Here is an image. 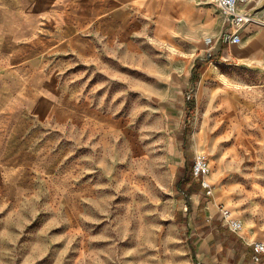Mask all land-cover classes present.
<instances>
[{
  "label": "rangeland",
  "instance_id": "374dc122",
  "mask_svg": "<svg viewBox=\"0 0 264 264\" xmlns=\"http://www.w3.org/2000/svg\"><path fill=\"white\" fill-rule=\"evenodd\" d=\"M113 1L0 0V264H197L175 218L197 156L264 241V59L222 51L264 24L209 58L211 6Z\"/></svg>",
  "mask_w": 264,
  "mask_h": 264
},
{
  "label": "crops",
  "instance_id": "0c3cea01",
  "mask_svg": "<svg viewBox=\"0 0 264 264\" xmlns=\"http://www.w3.org/2000/svg\"><path fill=\"white\" fill-rule=\"evenodd\" d=\"M22 1L25 3L21 12L23 16L33 20L54 17L55 9L52 6H54L57 0ZM112 1L95 0V10L91 11H96V17H103L105 5ZM251 1L254 6L250 5L251 7L245 8L246 10L255 9V11H258L264 9V0ZM209 6L212 9L204 10L201 14L206 19L207 27L214 34H220L218 39L210 36L214 39L213 48L220 39V44L227 46L228 44L229 46L236 45L229 43L225 39V35L231 32L229 22L225 20L216 7ZM213 10L219 12L222 18L218 16L219 18L217 17L216 19ZM244 32L251 33L247 42L248 47L245 50L243 49L244 51L242 49L232 51L230 47H224L222 51L230 56L245 52L244 55L248 58L256 57L264 59V28L255 26L251 28V26H248L244 29ZM240 35L242 37V34ZM183 176L179 175L177 180ZM177 190H179L181 197L175 212L176 222L185 231L184 238L189 242L190 250L192 249L193 251V259L197 264H264V259L261 263H256L253 260V240L242 233L231 231L222 222L217 204L214 203L210 196L206 195L198 179L194 178L185 189L177 188Z\"/></svg>",
  "mask_w": 264,
  "mask_h": 264
},
{
  "label": "built area",
  "instance_id": "2783aa9c",
  "mask_svg": "<svg viewBox=\"0 0 264 264\" xmlns=\"http://www.w3.org/2000/svg\"><path fill=\"white\" fill-rule=\"evenodd\" d=\"M198 3L212 5L216 7L221 15L229 22L231 32L225 35V39L231 44H238L241 42L240 29L241 25L250 22H260L264 24V9L250 12L245 9V5L250 0H194ZM256 12V13H255ZM206 45L210 46L207 50L208 57L212 56V48L214 39L212 37L205 38ZM210 173V166L208 161L203 156H197L192 166V175L195 179L200 181L204 188L206 195L212 194V186L206 179ZM221 218L225 225L233 232L240 233L244 225L241 219L234 217L230 209L221 208ZM254 251L253 260L256 263H261L264 259V241L256 240L252 242Z\"/></svg>",
  "mask_w": 264,
  "mask_h": 264
},
{
  "label": "trees",
  "instance_id": "16d2710c",
  "mask_svg": "<svg viewBox=\"0 0 264 264\" xmlns=\"http://www.w3.org/2000/svg\"><path fill=\"white\" fill-rule=\"evenodd\" d=\"M200 68H201V64H197V69L200 70ZM192 102H193V100L190 101V103H192ZM193 179H194V177L192 175V170H191L190 175L189 174L186 175V173H185V175L183 177H181L177 180L176 186H177V188L185 189L187 187V185H189L192 182Z\"/></svg>",
  "mask_w": 264,
  "mask_h": 264
}]
</instances>
